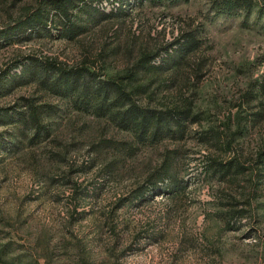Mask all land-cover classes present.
Listing matches in <instances>:
<instances>
[{"label":"rangeland","instance_id":"1","mask_svg":"<svg viewBox=\"0 0 264 264\" xmlns=\"http://www.w3.org/2000/svg\"><path fill=\"white\" fill-rule=\"evenodd\" d=\"M39 1L0 0V27ZM210 4L131 5L126 17L101 22L74 41L52 31L0 49V73L33 56L115 76L141 54L193 34L200 49L177 73L152 78V94L140 102L156 109L189 103L203 116L181 141L138 145L36 84L14 86L0 108L31 99L54 113L48 140L34 147L23 140L14 153L0 149V264H264V177L251 175L264 148V31L237 18L213 21ZM256 112L261 117L247 122L248 133L230 151L209 140L224 141L237 114ZM8 130L0 127V134ZM232 159L248 169L234 182L208 172L210 161ZM167 166L182 189L130 200ZM228 211L240 212L230 228L222 219Z\"/></svg>","mask_w":264,"mask_h":264},{"label":"trees","instance_id":"2","mask_svg":"<svg viewBox=\"0 0 264 264\" xmlns=\"http://www.w3.org/2000/svg\"><path fill=\"white\" fill-rule=\"evenodd\" d=\"M209 11L213 21L224 18L241 19L243 27L264 31V0H210ZM189 0H42L37 6L23 13L14 21L0 27V49L14 43H22L33 37L56 36L74 41L86 35L101 22L126 17L131 5L165 6L188 3ZM107 5L110 6L109 11ZM170 48L163 51L146 52L140 55L124 75L103 76L93 67L81 64L66 68L51 60L26 57L13 67L0 73V97L13 91L14 86L36 84L41 90L63 100L66 107L74 112L103 119L117 129L130 134L138 145L158 144L161 141H181L193 124L201 123L202 114L193 113L190 104L181 107L156 109L143 105L140 100L152 94L149 82L165 73H177L187 58L200 49V40L184 36ZM255 84L258 82H254ZM259 84V83H258ZM261 85V84H260ZM51 106H36L30 100H22L12 108H0V127L8 128L0 134L2 151L18 152L22 141L34 147L50 138L51 130L47 120L54 113ZM52 113V114H51ZM261 112L235 116L236 127L220 140L213 136L209 140L219 149L230 151L236 140L248 133L249 122L256 123ZM251 116L254 119L246 120ZM248 122V123H247ZM218 138V139H214ZM220 140V141H219ZM255 171L251 175L264 177V148L255 156ZM171 167L155 172L147 185L137 189L131 201L148 202L158 193L173 195L182 189L174 180ZM248 171L235 159L210 161L208 172L220 181L234 182ZM240 212L228 211L223 214L227 228L232 227L235 215Z\"/></svg>","mask_w":264,"mask_h":264}]
</instances>
